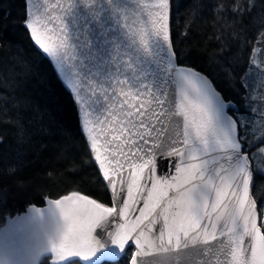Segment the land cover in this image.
<instances>
[{"label": "snow or ice", "instance_id": "6c2138e0", "mask_svg": "<svg viewBox=\"0 0 264 264\" xmlns=\"http://www.w3.org/2000/svg\"><path fill=\"white\" fill-rule=\"evenodd\" d=\"M27 4L26 27L73 93L113 201L109 207L78 192L52 201L66 224L52 254L59 261L87 260L97 251L94 231L119 217L123 222L107 235L124 254L135 244L131 264H173V258L193 264L195 257V264H212V256L215 264H264L253 173L237 136L244 117L208 77L177 65L170 0ZM158 155L180 157L176 175L149 176L147 188L142 181L146 171L155 172ZM228 203L234 207L225 218L218 210ZM157 223L160 231L152 234Z\"/></svg>", "mask_w": 264, "mask_h": 264}, {"label": "trees", "instance_id": "16d2710c", "mask_svg": "<svg viewBox=\"0 0 264 264\" xmlns=\"http://www.w3.org/2000/svg\"><path fill=\"white\" fill-rule=\"evenodd\" d=\"M170 6L177 63L206 74L244 117L238 136L252 161L264 232V0H170ZM25 14L26 0H0V226L28 205L72 192L112 204L72 96L33 44ZM132 251L129 245L118 260L99 264H129Z\"/></svg>", "mask_w": 264, "mask_h": 264}, {"label": "water", "instance_id": "95a60500", "mask_svg": "<svg viewBox=\"0 0 264 264\" xmlns=\"http://www.w3.org/2000/svg\"><path fill=\"white\" fill-rule=\"evenodd\" d=\"M27 13H28V4L26 0V14L23 20V25L27 29L33 44L49 60V62L51 63V65L53 66L57 74L54 63L51 61L49 57H47L46 54L42 52L41 49H39V46L36 45L35 41L33 40L31 36L30 30L26 27L25 21L27 18ZM170 14H171V6L169 10V29H170ZM176 63H177V60H176ZM177 65L184 66L178 63ZM185 67H189V66H185ZM198 72L208 77L203 72L201 71H198ZM208 79L210 80L209 77ZM61 83L65 87L62 81ZM212 85L216 89V91L220 93V91L214 86L213 83ZM65 88L72 96L73 102L77 109L81 131L87 141L92 158L103 179L102 172L100 171L99 166L97 162L95 161L94 154L91 151L90 142L87 140L86 133H84L82 130L81 113H80L79 107L77 103L74 101L73 93L67 87ZM123 99L124 97H121V100ZM114 134H118V133H114ZM237 136H238V130H237ZM238 139H239V136H238ZM175 147L179 149L183 147V145L177 144L175 145ZM242 152L248 155L247 152L243 151V144H242ZM218 160H219V157H218ZM249 161H250V169L252 170V163H251L250 158H249ZM179 162H180V157L178 156L165 157L161 159L158 155L155 161V172L148 173L146 171L145 179L142 181V183L146 185L147 188H150L151 181L148 179L149 176H155L157 178H166L170 180L173 176L176 175L175 168ZM225 166L227 165L225 164ZM125 171H127V165H125ZM104 183L106 184L105 181ZM252 183H253V179L250 185V191L252 188ZM106 187L109 191V194L112 200L111 189L107 184H106ZM70 194H67V195H70ZM169 194L171 195V192ZM67 195H64V196H67ZM64 196H61L59 198H47L45 199V202L43 205H34V204L28 205L23 211L5 218L4 223L0 226V264H31L32 258L37 253H39L41 256V258L39 259V264L41 260L43 259V257L45 256H49V260H48L49 264H65L67 262H70V261H59L51 252L52 245L59 242V240L62 238L63 231L65 230V227H66L65 220L63 218V215L60 209L54 203H52V201L62 199V197ZM62 206L66 207L67 202H64V205ZM112 206H113V201H112ZM120 206H122V202ZM142 207H143V200L141 199L140 202L136 205L135 210L131 213V219H135V217L139 215V209ZM233 207L234 206L231 203H228L226 208H221L218 210V212H223L226 218L227 213H230L233 210ZM122 222L123 220L119 217L109 218V221L107 225H105V228L103 231L98 228L93 233V237L97 241V251L94 253V255L87 258V260L85 261H82L79 258H74L72 260L78 259L81 261L82 264H99L106 260L108 261L118 260L124 254V252L120 250L118 245L112 243V238L108 236L107 234L108 232H115L118 225ZM145 224H147V222H145ZM258 226H260L259 214H258ZM160 227H161L160 223L152 225V229H153L152 234L158 235L160 231ZM222 227H223V221L218 225V231ZM145 231H147V227H145ZM261 231H262V228H261ZM129 245L133 246L132 253H134L136 251L135 244L130 242ZM129 245H126V248ZM146 259H155V258H146ZM198 259H200V257L193 258V264H195V261ZM208 259L212 261V264H215L217 257L212 256V257H209ZM219 259L223 260L224 257L221 255ZM129 264H131V258H130ZM173 264H176L175 258H173ZM179 264H186V262L184 259L181 258L179 261Z\"/></svg>", "mask_w": 264, "mask_h": 264}, {"label": "clouds", "instance_id": "9594fccd", "mask_svg": "<svg viewBox=\"0 0 264 264\" xmlns=\"http://www.w3.org/2000/svg\"><path fill=\"white\" fill-rule=\"evenodd\" d=\"M41 258L40 254L37 253L31 260V264H39V259Z\"/></svg>", "mask_w": 264, "mask_h": 264}, {"label": "rangeland", "instance_id": "374dc122", "mask_svg": "<svg viewBox=\"0 0 264 264\" xmlns=\"http://www.w3.org/2000/svg\"><path fill=\"white\" fill-rule=\"evenodd\" d=\"M250 158V157H249ZM251 160V159H250ZM251 163H252V161H251ZM251 193H252V188H251ZM253 196V195H252ZM259 224H260V218H259Z\"/></svg>", "mask_w": 264, "mask_h": 264}]
</instances>
